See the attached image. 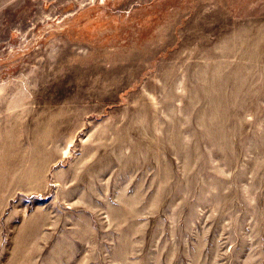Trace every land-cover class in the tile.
I'll use <instances>...</instances> for the list:
<instances>
[{"label": "rangeland", "instance_id": "rangeland-1", "mask_svg": "<svg viewBox=\"0 0 264 264\" xmlns=\"http://www.w3.org/2000/svg\"><path fill=\"white\" fill-rule=\"evenodd\" d=\"M0 264H264V0H0Z\"/></svg>", "mask_w": 264, "mask_h": 264}]
</instances>
